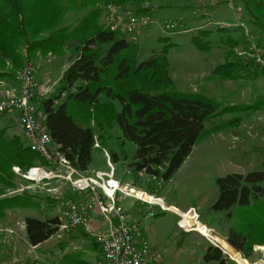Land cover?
<instances>
[{
  "label": "trees",
  "instance_id": "16d2710c",
  "mask_svg": "<svg viewBox=\"0 0 264 264\" xmlns=\"http://www.w3.org/2000/svg\"><path fill=\"white\" fill-rule=\"evenodd\" d=\"M170 1L0 0V81L15 79V72L39 56L52 55L68 60L59 94L45 97L41 109L46 131L79 171L87 173L90 170L95 139L106 148L111 135L104 134L118 126L123 137L137 147L132 166L168 183L203 137L241 124L242 116L225 118L228 113L264 109V96L246 107H222L221 102L212 98L179 91L170 74L167 56L170 45L139 61V45L101 23L109 5L122 11L130 9L136 15H149ZM240 1L255 28L264 36V1ZM69 15L80 18L75 24L67 25L65 21ZM218 31L224 35L227 53L224 64L216 67L214 75L224 80L240 79L242 62L235 48L244 40L229 35L224 27H219ZM211 33L202 30L192 42L209 50L207 39ZM103 94L104 102L101 101ZM71 106L75 110L85 108L82 121L71 113ZM89 107L94 116L86 113ZM216 119L220 122L206 129V123ZM96 127L104 134L98 136ZM108 151L111 161L117 162V153L113 149ZM46 163L40 153L31 150L26 138L10 136L7 127L0 129V214L8 209L6 200L21 197L2 198L8 189L17 186L13 168L20 167L25 173L31 167ZM263 181L264 170L218 177L219 193L211 204L214 211H229L228 216L236 218L238 228L228 230L227 241L244 255V262L250 259L256 245H264ZM61 224L60 216L27 217L25 227L29 242L33 246L42 244L57 234ZM229 244L226 249L234 257L240 255ZM204 259L228 264L222 249L213 244L207 246Z\"/></svg>",
  "mask_w": 264,
  "mask_h": 264
},
{
  "label": "rangeland",
  "instance_id": "374dc122",
  "mask_svg": "<svg viewBox=\"0 0 264 264\" xmlns=\"http://www.w3.org/2000/svg\"><path fill=\"white\" fill-rule=\"evenodd\" d=\"M228 1L234 2V0H172L148 16H151L153 19L177 21L179 26L176 30L164 31L159 26V23H153L147 29L137 31L134 34H125L119 29H115V31L119 32L123 38L139 45V61H143L155 53H160L165 46L170 45L171 50L167 55L170 74L179 91L212 98L217 102H221L222 107L230 106V103L246 107L249 105L247 103L251 104L257 101L259 97L262 98L264 96V70L248 62V67L250 66L249 70L248 72L244 68L240 70L242 75L240 79H220L215 77L213 71L209 72L211 64H208L204 59L209 54L211 61L219 62L222 59L219 50H222L223 46H225L224 43L218 39V36H213L210 42L213 50L210 51V49L203 50L192 42V38L200 30H204H199L201 25L210 22L208 20L211 13L210 6L219 4L213 9L226 8L227 5L222 3L228 4ZM114 7L117 13L121 11L120 8ZM128 10L127 12L135 14L130 9ZM111 15L112 12L107 7L101 18V23L110 29ZM78 18L80 17L69 15L66 18L65 24H75ZM228 23L222 20V22H219V25H228ZM248 31L249 35H246L247 39L244 37V42L239 47L247 48L251 44L264 47V36L259 31L251 32L250 29ZM160 38L162 39L160 40ZM224 48L227 49V47ZM48 57L52 59L54 56L49 55ZM67 61V58L57 57L53 62L54 65L50 64L55 68L51 76L53 83L59 78V72L62 71L63 65ZM30 63H33L37 67L40 65L37 60H30L27 64ZM7 65L9 67L10 63H7ZM46 67V65H42L39 76H42ZM22 69L15 72V79L12 81H18V72ZM211 78H217V80L213 83ZM43 82L45 84L46 80ZM137 82L139 81L135 80V83ZM55 86L60 90L62 88L61 81L57 80ZM91 86L94 87V83ZM101 101H105L104 94L101 96ZM36 104L40 115L43 117L41 103ZM115 106L117 109H120L119 103L115 102ZM71 107V113L74 117L78 121H82L85 108L75 110L74 106ZM12 113L15 114L14 111L2 113L1 117H4L0 119L6 120ZM86 113L94 116L90 107L86 109ZM232 113H228L225 118L238 116L241 111ZM1 122L3 123L1 124L3 125L2 127H4V122ZM219 122L220 120L218 119L208 121L206 129ZM2 127L0 126V129ZM13 127H10V136H13L12 132H16L15 127ZM238 129L239 131L237 129L224 130L221 131V134L218 132L219 134L214 133L209 137H203V140L198 145V149L195 151V157H200L199 171L204 176L202 179L188 178L187 175L192 170V160L189 159L183 169L175 175L172 183L167 185L166 189L167 183L159 189L156 180L145 172L137 171L132 166L137 147L134 143L123 137V133L118 126L106 134L97 127L95 128L98 136L102 134L106 137L111 135V140L106 148L110 151L113 149L121 158V162L116 163V173L124 181L132 180L133 184L139 187L137 189H140L138 191L143 198L148 199L150 194L159 195L164 190L163 192H168L170 196L169 200H166L168 206L164 204L166 207L173 210L178 209L177 207L170 206V203L176 204L182 209L193 206L200 215V220L194 223V217L191 214H184L185 211H180L185 216L183 223L186 226L190 227L194 224L199 226L195 225L190 228L191 230L195 229L192 230L194 232H185L177 224L180 219L178 215L171 211L162 214L163 212L159 211V208L154 209L157 215L152 217V222L155 223L153 228L148 229V237L152 244L153 254L155 255L154 264H217L215 261L206 262L204 259L207 246L209 244L217 246L213 243L215 240V243L224 248L227 253H230L227 254L223 251V254L228 259V264H264V249L261 248V245L255 246L250 259L244 262V255L241 252L234 249L240 254L234 257L226 249L228 243L221 239L220 234L218 235L214 232V235H212L208 228L211 224L218 225L221 223L222 214H225L224 211H214L211 208V204L219 193L217 185L218 177L233 172L247 174L251 171L264 170V110L259 113L251 112L246 114L242 117L241 127ZM232 135H235L237 139H233ZM16 136H22L25 139L24 132L22 135L16 134ZM112 162L115 164L114 160ZM15 168L19 169V171ZM98 169L107 172L110 170L108 158L101 149H95L93 152V164L90 170L94 171L93 176H95V172ZM13 170L17 174V186L16 188L8 189L2 198L31 192L38 196H43V199L50 198L55 202H53L52 208H48L43 199L38 200V198H35L36 195H33V197L28 195L29 193L24 196L20 195L21 197L15 199L6 200L8 209H4L0 214V264H105L99 246L95 247L94 241L96 240L94 237L85 234L80 228L58 231L57 234L38 246H33L29 242L25 227V219L27 217L33 216L46 219L52 216H60L62 218V204L67 200H78L77 198L81 193L65 180H61L60 185L55 188L53 187L50 192L46 191V189L40 190V188H37V185L30 183L32 181L28 182L22 176L24 171L20 167H14ZM40 183L42 182H38V184ZM261 186L264 188V181L261 183ZM142 190L147 191L149 194L142 193ZM200 221L206 223L208 227ZM150 223L151 221L146 226ZM225 223L227 225V221ZM232 224L228 223V225ZM211 239L214 241L212 242Z\"/></svg>",
  "mask_w": 264,
  "mask_h": 264
},
{
  "label": "built area",
  "instance_id": "2783aa9c",
  "mask_svg": "<svg viewBox=\"0 0 264 264\" xmlns=\"http://www.w3.org/2000/svg\"><path fill=\"white\" fill-rule=\"evenodd\" d=\"M108 9L112 12L110 18L111 29H119L125 34H134L137 31L145 30L153 23H159L164 31H174L179 26L177 21L169 19H153L151 16L135 15L123 11L117 13L113 5H109ZM235 49L239 58L264 70V47L251 44L247 48L238 46ZM37 72L38 67L36 65L33 63L27 64L18 72L19 92L0 98V114L8 111L18 113V121L28 145L31 150L40 153L47 162L43 165L31 167L27 172L22 173V176L28 181L37 183L58 177L71 183L77 191L87 192L88 195L83 199L67 200L63 203L62 224L59 231L80 228L85 234L93 236L101 249L105 264H154L155 255L146 235V220L130 222L123 206L117 204L116 196L118 192L148 204L150 206L149 217L157 215L154 209L158 207L162 212L173 211L176 213L180 217L177 224L185 231L195 229L191 230L183 223L185 216L179 208L173 210L166 207L163 197L151 194L155 197L153 200L145 199L138 194L140 189L128 183L123 184L120 180L115 179V164L111 161L109 151L103 147L98 138L95 139L94 146L104 152L108 158L110 170L108 172L96 171L95 176H90L74 167L59 151L44 126V119L40 115L35 102L39 89ZM16 170L19 171V169ZM151 177L156 180L158 188L161 189L164 180L156 176ZM113 181H115V184H113ZM142 193L147 194L148 192L142 190ZM96 208H99L106 219L111 222L113 221L112 215L117 216V225L111 226L108 230L96 232L92 227L91 219V215ZM184 214H191L194 217V223L200 220L195 208L189 209ZM210 232L213 235L212 229H210ZM213 243L227 253L215 241Z\"/></svg>",
  "mask_w": 264,
  "mask_h": 264
},
{
  "label": "crops",
  "instance_id": "0c3cea01",
  "mask_svg": "<svg viewBox=\"0 0 264 264\" xmlns=\"http://www.w3.org/2000/svg\"><path fill=\"white\" fill-rule=\"evenodd\" d=\"M222 4L227 5V7L226 8H222V9L221 8H217V9L215 8V9H213L214 7L218 6L219 4L218 5H215V6L213 4L212 6H210L211 13L209 14V17H208V20L210 22L209 23H206V24L204 23L199 28V30L200 29H204V30H210V31H212L211 35L207 39L209 43L213 39L212 38L213 36H218V39L222 43L224 42L223 41L224 35L221 32L218 31V28L219 27L226 28L227 33L229 35H231V36H234L237 40H244L245 38L247 39V36L246 35H249V31H248L249 29H250L251 32L258 31L255 28V25L252 23L251 18L248 15L247 11L245 10V7H244V4L242 3V1H240V0H234V2L228 1V4H226V3H222ZM127 10L128 9H125L123 11L124 12H127ZM206 14H208V13H206ZM217 18H218V20H217ZM222 20L225 23L226 22H229L228 25H222V26L219 25V22H222ZM201 31L202 30H200L199 33ZM224 47H226V46H223L222 50H219L221 52V55H222V59L219 62L211 61L209 59V54H207V58L204 59V60H206V62L208 64H211V68H210L209 72L210 71L211 72L213 71V74H214V70L216 69V67L219 66V65H221V64H224L225 58H226V53H227V49H225ZM211 50H213V49H212V45L210 43V51ZM55 59H56V57H53L51 59L49 57H41V56H39V58H37V61L40 64L39 67H38V72H37V78H38V81H39V89H38V92H37L36 102L38 104H40L45 97L52 96V95L53 96L54 95H58L59 94V91L61 90V89L59 90L58 88H56L55 83L57 82V80H59V82L61 81V78L63 76V73H64L65 69L68 67L69 64H68V61H67L66 64L63 65L62 71L59 72V74H60L59 75V78L54 81L55 83H53V79H51V76L54 73L55 68H54V66H52L50 64H53V62H54ZM241 62H242L241 68L242 69L244 68V70H247V72H248L249 67H250V66L248 67V62L245 61V60L243 61L242 59H241ZM42 65H46L47 67L45 68V71L42 74V76H39V71L41 70ZM44 80H46V83L45 84L43 82ZM212 80H213V83H214V81H216L217 78L216 79H212ZM208 87H209V89H211L210 86H208ZM18 92H19V82L18 81H15V80L14 81H12V80L0 81V98H5V97H8V96H10L12 94H16ZM65 95H66V92L65 93H62V97H65ZM259 99H261V98L259 97L257 100H259ZM247 104L250 105V103H247ZM230 105H236V104L235 103H230ZM263 110H259V111H256V112L259 113V112H261ZM248 113H251V111H242L241 113H239L238 116L244 117ZM2 117H4V116H2ZM2 117H1V114H0V118H2ZM1 121L4 122V125H5L4 127H2L3 125H1V124H3V123ZM0 122H1L0 123V126L2 128H6V127L8 128V133L11 132L10 127L11 126H14L16 132H12L13 135H16V134L22 135L23 134V129H22V127H21V125L19 124V121H18V113L17 112H15V114L12 113L11 116H9V118L6 119V120L0 119ZM239 127H241V124H240ZM239 127H234L232 129L233 130L234 129H237V131H239V129H238ZM232 129H228V130H232ZM220 134H221V132H220ZM232 138L235 139V140L237 139V137L235 135H232ZM200 142L194 147V149H193L191 155L189 156V158L185 161V163L183 164V166L181 167V169L175 175H177L183 169V167L189 161V159H191L192 160V170L187 175L188 178L189 179L190 178L191 179H197V178L198 179H202L204 177V176H202L203 174L200 173V171H199L200 170L199 169L200 168V162H201V161H199V158L200 157L199 156H196L195 157V151L198 149V145L200 144ZM120 160H121V158L118 156V161L115 162V166H116V163L118 164L119 162H121ZM90 170H91V168H90ZM90 170L87 173H85V174L86 175H90V176L92 175L93 176V174H94L93 172L94 171H90ZM93 170H95V169H93ZM97 171L107 172V171L100 170V169H98ZM174 177H173V179H174ZM114 178L120 180L121 183H123V184L128 183V184L134 185L132 180L124 181L121 177L118 176V174L116 172H115ZM173 179L166 184L165 189H166L167 185H169V184L172 183ZM61 180H62L61 178L54 177V178L46 179V180H44L40 184L34 183V182H30V183H33V184L37 185V188H40V190H45L46 189V191H49L50 192V190L53 187L55 188L56 186H59L60 185L59 183H60ZM114 184H115V182H114ZM135 187L136 188H139L138 186H135ZM163 191L159 194V196L163 197L165 199V203L167 204L166 200L167 199L169 200L170 196H169V193L168 192H163ZM78 192L81 193V194L79 195V197L77 199H83L84 197H86L88 195L87 192H80V191H78ZM25 193H29V192L20 193L18 195L25 194ZM29 194H33V193L30 192ZM138 194H139V191H138ZM33 195L35 196L36 194H33ZM35 198H38V200H42L44 197L43 196H40V195L39 196L36 195ZM56 198H59V197H56ZM116 198H117V203L119 205L121 204V206H123V208L125 209L126 214L128 216V220L130 222H142V221L146 220V224H147L149 221H151V223L148 226H146V235L148 237V229L150 230L151 228H153V225L155 223V222H152L153 218L148 216V213L150 211V206L148 204L142 203V202H140V201H138V200H136L134 198L124 196L120 192L117 193ZM43 201L46 203V205H47L48 208H52V206L54 205L53 202H55L54 200H52L50 198L49 199H47V198L46 199H43ZM170 206L177 207L181 211H185V212L188 211L191 208H194L193 206H189V207H186V208H183L182 209L178 205L173 204V203H170ZM156 208H158V207H155V209ZM143 210H145L146 213H144L145 211H143ZM159 211H161L160 208H159ZM171 212H173V211H171ZM224 212H225V214H222V222L219 223L218 225L217 224L216 225L211 224L208 227L206 225V223H202L201 221L200 222L202 224H204L205 226H207L208 228L212 229L213 235H214V232H216L218 235L220 234V236L222 237L221 239L224 240V241H226L228 243V241H227L228 230L231 227L238 228V223H237V220H236L235 217H231L230 218L228 216L229 211H224ZM199 217H200V215H199ZM91 219H92V227H93V229L96 232H101V231L108 230L111 226L117 225V223H118L117 216L112 215L113 221L111 222V221H109V220L106 219V217L104 216V214L101 212V210L99 208H96L95 211L92 213ZM225 221H227V225H226ZM229 222L230 223H233V224L232 225H228ZM222 225H223V227H222ZM194 226H195V224L193 226H190L189 229L191 227H194ZM196 226L199 227L198 225H196ZM191 232H194V231H191ZM217 234H215V235H217ZM148 239H149V237H148ZM149 241H150V239H149ZM215 242H216V240H215ZM256 246H258V245H256ZM232 248L235 249L234 247H232ZM228 254H230V253H228Z\"/></svg>",
  "mask_w": 264,
  "mask_h": 264
},
{
  "label": "bare ground",
  "instance_id": "6f19581e",
  "mask_svg": "<svg viewBox=\"0 0 264 264\" xmlns=\"http://www.w3.org/2000/svg\"><path fill=\"white\" fill-rule=\"evenodd\" d=\"M146 16H148V15H146ZM155 197H153L151 194L149 195V198L148 199H151V200H153ZM196 225V224H195ZM261 248H263L264 249V246H261Z\"/></svg>",
  "mask_w": 264,
  "mask_h": 264
}]
</instances>
